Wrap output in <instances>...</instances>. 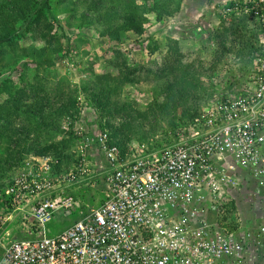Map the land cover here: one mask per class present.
<instances>
[{
    "label": "rangeland",
    "instance_id": "1",
    "mask_svg": "<svg viewBox=\"0 0 264 264\" xmlns=\"http://www.w3.org/2000/svg\"><path fill=\"white\" fill-rule=\"evenodd\" d=\"M21 1L18 7L29 14L36 7L33 1L43 0ZM131 13L142 20L141 36L122 28ZM263 39L264 0H50L49 10L35 13L20 38L0 51V244L28 238L23 213L15 211L4 195L18 160L48 154L58 161L57 174L77 166L78 143L72 140V131L64 129L69 118L81 113L85 130L100 134L99 115L106 108L98 106L99 99L112 106V114L119 112L104 119L115 127L121 148L141 140L170 143L176 128L182 126L179 118L185 103L200 113L209 98L249 85ZM176 67L179 81L185 72L190 73L185 89L190 93L188 100L173 98L172 91L178 88L175 80L170 88L164 83L167 69ZM14 105L19 106V116H14L19 136L9 139L1 133L14 123L7 117ZM36 105L46 107L44 115L65 110L54 117L57 125L42 129L39 136L27 133L32 119L26 113H39L33 110ZM163 105L168 106L164 114ZM33 146L38 149L24 153ZM96 154L93 151L90 158ZM78 187L73 194L79 207L59 213L49 225L50 234L73 225L81 219L82 210L103 201L101 190L74 188ZM230 196L229 225L240 221L241 230H252L264 222L260 221L264 189L246 191L240 185ZM255 255L261 258V252L253 250L246 256L249 260Z\"/></svg>",
    "mask_w": 264,
    "mask_h": 264
},
{
    "label": "built area",
    "instance_id": "2",
    "mask_svg": "<svg viewBox=\"0 0 264 264\" xmlns=\"http://www.w3.org/2000/svg\"><path fill=\"white\" fill-rule=\"evenodd\" d=\"M260 47L249 85L209 98L170 143L123 151L107 132L88 133L69 118L64 129L78 138L77 166L57 174L58 161L32 157L14 170L5 200L29 232L0 244V264H249L264 224L243 232L240 221L228 224L226 207L229 192L243 185L239 170L264 189V39ZM94 148L100 164L90 158ZM77 185L101 190L103 201L50 234L59 213L79 207Z\"/></svg>",
    "mask_w": 264,
    "mask_h": 264
},
{
    "label": "trees",
    "instance_id": "3",
    "mask_svg": "<svg viewBox=\"0 0 264 264\" xmlns=\"http://www.w3.org/2000/svg\"><path fill=\"white\" fill-rule=\"evenodd\" d=\"M18 1L20 3H22L21 0H18ZM18 1H16V0H1L0 1V51H2L5 47H9V46L13 45L15 40L20 38L21 31L27 30L29 28L30 23H31L35 13L42 12L44 9L49 10L50 0H43L42 3H37L33 0H30V1H33V5H35L36 7L34 9V12L27 14L26 12L21 10L20 7H18ZM179 7H180V5H179ZM130 15L131 16L128 17V20L124 23L122 28L126 31H131V32H134L136 35L141 36L144 33L142 20L139 19V17L136 15V13H131ZM157 16H158V19H160V20L163 17V15L161 13H159ZM175 53L178 54V52H176V51H175ZM167 70L168 71L166 72L165 81H164V83L167 85L166 88H170L172 82L175 80L177 82L178 88L174 89L172 91L173 98H178V99H183V100H184V98H187V100H188V96H190V93L188 92L189 90H185V89H186V86L190 84V82H189V80L191 79L189 76L190 73L185 72L179 81V77H177L174 74V71L178 70L177 67L173 70H171V68H169ZM194 78L195 77H192L193 80H194ZM94 96L96 97V94ZM187 100H185V102H187ZM97 102H98V106L101 109L106 108V110H105L106 112L104 114L102 113L99 115V117L103 119V120L101 119V121L99 119V121H98L99 128L102 132H105V131H108L107 128L109 127L112 130V133H110L108 131L110 143L112 145L118 146L119 144L116 143V137L118 134L114 130L115 127H112L111 125H109L107 123V120L104 119V117L106 115H110V114H111V117H116L119 114V112L117 111L116 113L112 114V110L110 109L112 106L109 105V107H107V105H104L99 99L97 100ZM186 104L187 103L184 104L185 109L183 110L182 117L179 118L180 123L182 125L188 124L194 118H196L199 114L198 109L192 110ZM14 106L15 107H13V108H15V109L12 108L7 113V117H9L10 120H14V123L12 126L7 125L8 127L4 128V130L5 129L6 130L2 131V133H1L3 135L6 134L8 136L7 138H9V139L14 138V137L17 138L19 136V133H18L19 128L18 127L16 128L15 118H14L15 115H16V117L19 116L18 112H16L17 109H19V106L18 105H14ZM75 106H76V104H75ZM167 107L168 106H166V105L162 106V108H161L162 114L167 112V110H168ZM96 108L98 109V107H96ZM33 110L35 112H39V113H33L31 111L26 113L32 119L30 125L28 126V132L27 133H28V135L35 134L36 136H39L41 134L42 129L49 130L50 128L54 127L55 124L57 125V122L54 119V117L57 115V113L65 111V110L64 111L63 110H57L55 113L44 115L45 112H47L46 107L45 106H38V105L34 106ZM77 115L79 116L80 113H77ZM39 118H42V121H40ZM172 125H173V129H174L176 124L173 123ZM71 138H72V140H74L75 142L78 143V138L72 132H71ZM124 141L125 140H123V142H122L123 144H125ZM140 142H143V141L141 140ZM36 149H38V146L29 147L28 150L24 153L29 155L33 150H36ZM121 149L125 150L126 148H121ZM42 155L44 157H48V154L43 153ZM18 161L19 162L14 167L13 172L17 167H20L23 164V162H24L23 157H21L20 160H18ZM77 163H78V160H77ZM69 171H71V170H68L67 172H69ZM67 172H65V173H67ZM60 174H62V173L60 172ZM0 182H1V177H0ZM0 187H1V183H0Z\"/></svg>",
    "mask_w": 264,
    "mask_h": 264
},
{
    "label": "crops",
    "instance_id": "4",
    "mask_svg": "<svg viewBox=\"0 0 264 264\" xmlns=\"http://www.w3.org/2000/svg\"><path fill=\"white\" fill-rule=\"evenodd\" d=\"M239 175L242 179V189H246V191H249L250 187H256V184L254 180H252V178L250 177V174L247 172V171H244V170H239ZM235 191L232 190L229 192V194H233ZM264 219H260V221ZM264 223V222H263ZM263 223H260L256 226L255 229H257L259 226H261ZM259 252H261V258L260 259H257L256 255L255 256H250L249 257V260L251 262V264H264V245L262 247H259V248H256L253 250V253H256L258 254Z\"/></svg>",
    "mask_w": 264,
    "mask_h": 264
},
{
    "label": "clouds",
    "instance_id": "5",
    "mask_svg": "<svg viewBox=\"0 0 264 264\" xmlns=\"http://www.w3.org/2000/svg\"><path fill=\"white\" fill-rule=\"evenodd\" d=\"M76 118L79 120H84V119H82V116H81V113H80V115L78 116V115H76ZM105 132H107L108 133V131H105ZM88 133H91V132H89L88 131ZM102 133V132H101ZM91 134H94V133H91ZM109 134V133H108ZM94 135H98V134H94ZM117 146V145H116ZM119 147V146H118ZM121 149V148H120ZM122 150V149H121ZM127 149H125V150H123V151H126ZM93 151H96V148H94L93 149ZM98 154H96V155H93V157H94V159L93 160H96L99 164L102 162V157L100 156V154H99V152L98 151H96ZM93 154V152L91 153V155ZM45 158H47V157H45ZM99 159H100V161H99ZM55 172H56V166H55ZM233 202V201H232ZM231 202V203H232ZM230 203V204H231ZM226 216H228L227 214H226ZM226 219H227V217H226ZM227 221V220H226ZM233 224H235V228H236V222L235 223H233ZM264 224V223H263ZM242 231H246V230H242ZM254 249H256V248H254V247H251V249H250V252L252 251V250H254ZM249 263H250V260H249Z\"/></svg>",
    "mask_w": 264,
    "mask_h": 264
}]
</instances>
